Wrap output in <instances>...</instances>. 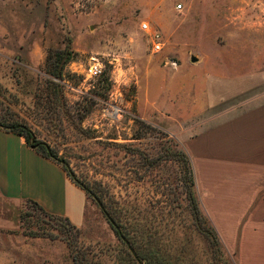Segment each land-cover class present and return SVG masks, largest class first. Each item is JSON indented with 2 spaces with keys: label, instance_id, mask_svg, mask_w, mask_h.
Instances as JSON below:
<instances>
[{
  "label": "rangeland",
  "instance_id": "obj_1",
  "mask_svg": "<svg viewBox=\"0 0 264 264\" xmlns=\"http://www.w3.org/2000/svg\"><path fill=\"white\" fill-rule=\"evenodd\" d=\"M241 113H264V0H0V120L81 184L98 264H264L261 154L224 127ZM2 208L0 264H74L60 219Z\"/></svg>",
  "mask_w": 264,
  "mask_h": 264
},
{
  "label": "crops",
  "instance_id": "obj_2",
  "mask_svg": "<svg viewBox=\"0 0 264 264\" xmlns=\"http://www.w3.org/2000/svg\"><path fill=\"white\" fill-rule=\"evenodd\" d=\"M232 82L220 79L217 92L226 97L233 90ZM247 116L241 113L237 121L224 127L233 126L241 149L249 147L247 150L261 154L258 162L264 168V113ZM26 200L51 214L67 217L77 227L83 224L88 207L86 194L59 162L40 154L22 135L0 129V210L5 204L18 207Z\"/></svg>",
  "mask_w": 264,
  "mask_h": 264
},
{
  "label": "trees",
  "instance_id": "obj_3",
  "mask_svg": "<svg viewBox=\"0 0 264 264\" xmlns=\"http://www.w3.org/2000/svg\"><path fill=\"white\" fill-rule=\"evenodd\" d=\"M61 53H62V55H63L62 57L64 58L65 61H68L70 59V52H68L67 50L62 51ZM62 68L63 67H58L57 69H54V70L49 69L48 73L50 76L58 77L61 79ZM0 129L15 132V133H18L19 135H22L24 137L26 143L28 145H30L32 148H34L36 151H38L40 154L59 162L56 159V157L54 156V154L52 153L49 146H47L45 143H43L39 140H36L31 129L29 127H27L25 124H22V123L16 122V121L4 122V121L0 120ZM63 168L66 170V168L64 166H63ZM71 179L77 185L81 186V184H78V182L76 180H74L73 178H71ZM83 188L86 189L85 187H83ZM93 198L95 199L96 197L93 196ZM29 201L37 204L36 202H34L32 200H29ZM102 211L107 216V218L110 219L108 217V214H106V211L103 207H102ZM46 213H48L53 218L60 219L61 223L63 224L62 227L65 228L66 230H68L69 232L73 233V237H74L73 242H70L68 240L67 244H68L69 251H70V254H71V257H72L74 264H98V262H96L94 259L88 257L87 252H83V250L79 249V245H80L79 244L80 243L79 242V236L81 233H80V229L76 225L71 223L67 217L54 215V214H51L47 211H46ZM110 222L113 223L112 221H110ZM119 235L122 236V234L120 232H119ZM52 237H54V236L52 235ZM126 254L128 255L130 253L127 252ZM129 260H131V262H133V264H136V262L132 259V257H129Z\"/></svg>",
  "mask_w": 264,
  "mask_h": 264
},
{
  "label": "built area",
  "instance_id": "obj_4",
  "mask_svg": "<svg viewBox=\"0 0 264 264\" xmlns=\"http://www.w3.org/2000/svg\"><path fill=\"white\" fill-rule=\"evenodd\" d=\"M176 8L180 10L182 8V5L177 4ZM140 28L142 31H144L149 35L151 52L158 53L162 51V49L165 46V40L163 35L160 33V31L158 29L151 28L149 23L145 21H142L140 23ZM100 73H101V65L99 64V62L95 60L92 61L87 68V75L90 78H93L100 75Z\"/></svg>",
  "mask_w": 264,
  "mask_h": 264
},
{
  "label": "water",
  "instance_id": "obj_5",
  "mask_svg": "<svg viewBox=\"0 0 264 264\" xmlns=\"http://www.w3.org/2000/svg\"><path fill=\"white\" fill-rule=\"evenodd\" d=\"M96 201H97V202H98V204L101 206V203H100V201H99V200H97V199H96ZM121 237H122V236H121ZM122 238H123V237H122Z\"/></svg>",
  "mask_w": 264,
  "mask_h": 264
}]
</instances>
